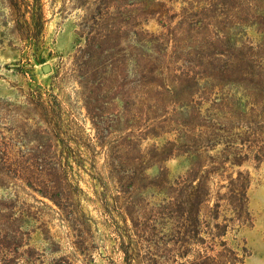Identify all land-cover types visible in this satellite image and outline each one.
I'll return each instance as SVG.
<instances>
[{
	"label": "rangeland",
	"instance_id": "374dc122",
	"mask_svg": "<svg viewBox=\"0 0 264 264\" xmlns=\"http://www.w3.org/2000/svg\"><path fill=\"white\" fill-rule=\"evenodd\" d=\"M39 3L0 0V264H264V0Z\"/></svg>",
	"mask_w": 264,
	"mask_h": 264
},
{
	"label": "trees",
	"instance_id": "16d2710c",
	"mask_svg": "<svg viewBox=\"0 0 264 264\" xmlns=\"http://www.w3.org/2000/svg\"><path fill=\"white\" fill-rule=\"evenodd\" d=\"M6 2L9 6V9L14 17V26L13 29H17L21 37L24 39H36L37 34L42 28L41 22V5L39 0H2ZM28 16V18H27ZM203 165H199L197 171L188 175L187 180L188 184L184 190V196L178 209L186 212L189 216H193V219L198 222L199 216L202 212L208 209L211 202V191L209 186V177L204 176L205 173H211L210 171H204V175H200L202 172ZM240 176V173H238ZM232 183H237V180H232ZM194 183V184H193ZM41 188L37 191L40 196L48 199L53 205H55L60 212H64L62 207V200H67L56 187L51 185V183H41ZM233 191H230V198L234 201H239L243 191L246 186L235 185ZM184 192V191H183ZM217 204H214L212 208L215 209ZM70 214V213H69ZM217 218V217H215ZM215 228L225 227L220 226L219 224H214ZM169 231L172 228H168ZM217 237V235H215ZM219 236V234H218ZM207 251H204V255L200 256V262L191 261L190 264H224L218 261V258L221 256H226L223 252L217 253L216 256L207 255ZM62 258H58L54 263L59 264ZM233 264V263H230Z\"/></svg>",
	"mask_w": 264,
	"mask_h": 264
},
{
	"label": "water",
	"instance_id": "95a60500",
	"mask_svg": "<svg viewBox=\"0 0 264 264\" xmlns=\"http://www.w3.org/2000/svg\"><path fill=\"white\" fill-rule=\"evenodd\" d=\"M49 67L48 66H43L42 67V71L44 72V73H47V72H49Z\"/></svg>",
	"mask_w": 264,
	"mask_h": 264
}]
</instances>
